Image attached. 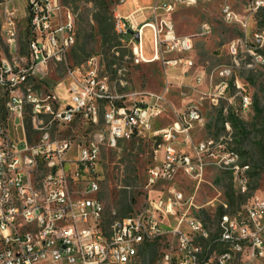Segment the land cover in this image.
<instances>
[{
  "label": "built area",
  "instance_id": "obj_1",
  "mask_svg": "<svg viewBox=\"0 0 264 264\" xmlns=\"http://www.w3.org/2000/svg\"><path fill=\"white\" fill-rule=\"evenodd\" d=\"M29 2L31 37L34 55L0 58V87L7 98L5 109L14 129L0 122V264H135L142 248L156 238L168 242L160 264H236L264 253V195L244 208L245 217L236 218V226L220 229L228 222V204L214 235L205 218L195 213L194 200L175 182L185 176L201 185L209 166L230 174L237 188L250 191L249 162L243 156H231L236 147L220 139H197L194 132L203 125L202 110L188 105L176 111L168 125L155 126L168 110L164 92H148L128 103L115 94L102 75V56L92 55L67 68L64 78L67 98L58 85L48 92H37L34 84L47 74L51 62L67 60L75 41L70 28L75 19L64 0H0L4 8L2 29L10 52L17 49L19 30L16 12L21 3ZM201 0H156L116 15L115 34L119 44L128 48L136 63L160 61L165 88L175 84L172 71L186 77L195 68L192 35H178L172 17L178 5L195 6ZM259 1L248 0L246 13H232V6H222L223 18L247 30L251 18L263 8ZM153 32L154 51L145 49V32ZM209 22L202 24V35L211 32ZM250 67L264 65V28L246 31ZM234 62L222 64L219 78L223 85H212L202 92L212 103L226 98L233 86L247 107V91L234 80L238 41L229 44ZM21 61H28L21 64ZM176 82L183 84V79ZM207 78L206 71L193 78L199 87ZM30 117L33 131L39 136L31 141L25 125ZM103 118L106 129L90 140L76 142L60 136L61 128L80 123L97 125ZM227 128L228 122L226 123ZM149 135L157 143L160 155L147 169L146 206L111 224L104 220V203L97 166L104 141L111 147L125 138ZM79 184L76 188L73 184ZM224 244L225 253L211 252V245ZM226 244L239 245V253H227Z\"/></svg>",
  "mask_w": 264,
  "mask_h": 264
},
{
  "label": "rangeland",
  "instance_id": "obj_2",
  "mask_svg": "<svg viewBox=\"0 0 264 264\" xmlns=\"http://www.w3.org/2000/svg\"><path fill=\"white\" fill-rule=\"evenodd\" d=\"M155 1L104 0L109 7V14L112 16L114 25L116 15H125L139 6L153 4ZM16 2L21 3V8L16 12L19 39L14 53L10 52L9 45L2 34L6 16L0 4V58L7 56L10 60H13L14 56L19 58L30 55L29 14L23 1ZM64 2L75 14L78 40L71 48L65 62H51L44 78L34 84L36 91L48 93L53 86L58 85L61 96L67 98L64 82L67 68L83 65L88 57L100 55L103 64L102 75L108 78L110 88L115 94L123 95L122 100L130 103L136 97L139 98L148 92L163 91L171 109L188 105L198 106L203 113V125L196 128V138L224 139L234 144L244 161L251 164L250 191L242 193L235 185L232 176L216 166L207 168L199 187L195 180L185 176L178 177L175 182L185 192L187 198L194 200V212L205 218L214 235H218V223L224 203L228 204V210L233 215L245 217L244 208L257 197L262 199L264 195V65L250 67L249 64L252 61L250 53L245 48L240 49L241 45L238 44V64L236 63V74L233 79L239 80L252 97V104L247 110L243 109L235 86L231 88L226 98L220 99L216 104L205 97L202 91L219 81V78L215 76V69L218 66L234 62L233 49L229 48V44L243 38L246 31L249 32L251 28H264V7L251 18L247 30L237 23L226 22L222 14V6L228 3L236 13L245 14L248 0H201L195 6L181 7L175 14L178 32L194 36L195 48L192 53L198 65L204 66L207 78L201 86L196 88L192 86V79L203 72V69H199L197 74L183 79L182 85L176 83L181 80L174 78L175 84L165 88L161 62L136 63L130 50L121 46L117 38L113 40L115 27L109 40L118 44L117 48H112L110 51L104 48L105 38L97 36L98 25L94 19L97 9L93 1L64 0ZM204 22H209L212 30L202 35L200 33ZM145 49L147 55L152 57L154 44L153 32L150 28H146L145 32ZM27 62L21 61V64ZM173 73L174 71L171 72ZM6 98L7 95L0 87V122L12 131L14 124L7 118L4 104ZM172 121V116L168 112L157 122L155 120V126H166ZM234 121H237V124H234ZM227 122L229 129L226 126ZM30 123L28 116L25 120L26 130L30 140L35 141L39 135L33 131L32 125L30 128ZM105 129L106 124L101 117L97 125L80 123L74 127H63L60 136L81 142V140L94 138L98 132ZM157 150V143L149 135L122 139L114 147L108 145L106 141L101 145V157L97 166L100 190L97 197L104 203V220L108 225L122 218L121 211L125 210V200H128V204L132 207L131 214L146 206L147 169L156 161V157H159L160 153ZM78 186L81 185L73 184L74 188ZM156 241L159 242V246L155 254L146 259L141 258V261L138 260L135 264L160 262V256L168 248V242H163V239H156ZM221 249L222 246L216 247L217 252ZM236 263L235 258L230 264ZM248 264H264V253L249 259Z\"/></svg>",
  "mask_w": 264,
  "mask_h": 264
},
{
  "label": "bare ground",
  "instance_id": "obj_3",
  "mask_svg": "<svg viewBox=\"0 0 264 264\" xmlns=\"http://www.w3.org/2000/svg\"><path fill=\"white\" fill-rule=\"evenodd\" d=\"M23 2L25 4L24 5L25 8H27V10H29V2L28 1H23ZM263 7H264V0H261V1H259V8H263ZM232 13H236L233 8H232ZM69 14L71 17H73L75 19V14H74V12L70 6H69ZM70 35H71V38L74 39L75 45H76V43H77V32H76V24L75 23H74V26L70 28ZM238 44L241 45L240 49L245 48V50L247 51V36L245 35L243 38H239ZM29 49H30V55H34V52H35L34 43H29ZM76 69H83V65L76 66ZM217 72H221V65L215 69V76H217L219 78V73H217ZM216 85H223V78H219V81L216 83ZM251 104H252V97L247 93V107H250ZM241 105H242L243 109L246 110L245 105H244V101H241ZM220 141L221 142H227L224 139H220ZM230 155L231 156H240V153L235 147H233V148H230ZM249 172H250V166H248V175H249ZM236 218H240V216H238L237 214L233 215L228 210V222H220V229H228V227H235L236 226ZM156 239H163V238H156ZM217 246H222V249L220 252L216 251ZM226 251H227V253H239V245L226 244ZM211 252L225 253V245L224 244L211 245ZM235 258L236 257H229L228 258V264H230ZM158 264H160V262Z\"/></svg>",
  "mask_w": 264,
  "mask_h": 264
},
{
  "label": "trees",
  "instance_id": "obj_4",
  "mask_svg": "<svg viewBox=\"0 0 264 264\" xmlns=\"http://www.w3.org/2000/svg\"><path fill=\"white\" fill-rule=\"evenodd\" d=\"M91 1L94 2L95 7L97 9L96 13L94 14L95 17L94 19L98 25L97 36L100 35L101 37L105 38V43L103 44V46L107 51H110L112 48H117L118 44L111 42L109 40V37H112L114 22H112V16L109 14V7L107 3L104 2V0H91ZM114 38H117L116 34L113 36V40ZM77 40H78V36H77ZM231 118L233 119V117ZM234 124H237V121H234ZM30 128H31V123H30ZM131 213H132V207L131 205L128 204V200H125V210L121 211V216L123 218L130 215ZM222 213L220 214V216L222 215ZM158 246H159L158 241L147 243L140 252L139 262L141 261V258L146 259L147 257H151L153 254H155Z\"/></svg>",
  "mask_w": 264,
  "mask_h": 264
},
{
  "label": "crops",
  "instance_id": "obj_5",
  "mask_svg": "<svg viewBox=\"0 0 264 264\" xmlns=\"http://www.w3.org/2000/svg\"><path fill=\"white\" fill-rule=\"evenodd\" d=\"M185 6H187V5H185ZM181 7H184V5L182 4V5H178V7H177V9H176V11L174 12V14L172 15V17H173V19H174V22H175V28H176V33L178 34V35H187V34H180L179 32H178V28H177V24H176V18H175V14H176V12L181 8ZM231 53V52H230ZM193 54V53H192ZM233 56V55H232ZM194 58H195V55H194ZM195 61H196V58H195ZM199 69H203V71H205L204 70V66H202V65H198V63H197V61H196V66H195V68H193L192 70H190L189 71V73H188V75L186 76V77H184L183 76V72L182 71H180V70H175L174 71V73H173V76H174V78H175V80H181L183 77H184V79H188V77L190 76H193V75H195V74H197V70H199ZM192 71V72H191ZM193 80V79H192ZM184 108V107H183ZM182 107H180V108H175V109H171L170 107H168V110H167V114H168V112L170 113V115L172 116V119L174 120L175 119V116H176V114H175V112L176 111H181L182 109H183ZM166 115V114H165ZM196 133H197V131L195 130V135H196Z\"/></svg>",
  "mask_w": 264,
  "mask_h": 264
}]
</instances>
